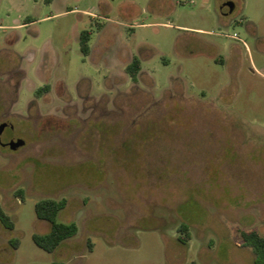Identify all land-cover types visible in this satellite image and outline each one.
<instances>
[{
  "label": "rangeland",
  "instance_id": "obj_1",
  "mask_svg": "<svg viewBox=\"0 0 264 264\" xmlns=\"http://www.w3.org/2000/svg\"><path fill=\"white\" fill-rule=\"evenodd\" d=\"M4 123L25 144H0V264H256L264 0H0ZM44 197L79 225L54 252L33 238Z\"/></svg>",
  "mask_w": 264,
  "mask_h": 264
},
{
  "label": "trees",
  "instance_id": "obj_2",
  "mask_svg": "<svg viewBox=\"0 0 264 264\" xmlns=\"http://www.w3.org/2000/svg\"><path fill=\"white\" fill-rule=\"evenodd\" d=\"M92 31L85 29L80 35L81 50L85 55L91 53L90 40ZM142 69V61L138 55H135L131 62L127 65L126 71L134 81H138L139 73ZM50 90V84H45L36 90V94L41 96ZM22 192V191H21ZM22 194V193H21ZM23 196V194H22ZM67 199H55L52 197H44L35 204L37 216L40 219L47 220L51 223V229L45 234H34L33 238L38 246L48 252H54L64 240L75 236L79 231V225L75 221L62 222L57 219L58 214L66 207ZM0 222L8 229H14L16 223L12 216L6 212L0 202ZM179 230L184 233L179 239L185 243L190 235L189 226L182 223ZM243 243L251 247L255 253V263L264 264V235L257 229H244L241 231ZM18 247V240L14 244ZM91 245V244H90ZM52 264H69L66 261L56 260Z\"/></svg>",
  "mask_w": 264,
  "mask_h": 264
},
{
  "label": "water",
  "instance_id": "obj_3",
  "mask_svg": "<svg viewBox=\"0 0 264 264\" xmlns=\"http://www.w3.org/2000/svg\"><path fill=\"white\" fill-rule=\"evenodd\" d=\"M227 5H229L231 8H233V6H234L233 2H227ZM4 128H5V125L0 126V141H1V138H2V133L4 131ZM24 144H25V140L22 139V138H18L16 140L13 139L10 142V146L14 150L18 149L20 146H22Z\"/></svg>",
  "mask_w": 264,
  "mask_h": 264
},
{
  "label": "flooded vegetation",
  "instance_id": "obj_4",
  "mask_svg": "<svg viewBox=\"0 0 264 264\" xmlns=\"http://www.w3.org/2000/svg\"><path fill=\"white\" fill-rule=\"evenodd\" d=\"M226 5H227V3H226ZM227 6H229V5H227ZM229 7H230V6H229ZM2 125H5V128H4L3 133L5 132V130H6L7 128H11V129L14 128V125H13V124H10V123H4V124H2ZM2 125H1V126H2ZM3 133H2V135H3ZM13 139L16 140V139H18V138H11L9 141H3L2 138H1L0 144H1L3 147H10V148H11V146H10V142H11Z\"/></svg>",
  "mask_w": 264,
  "mask_h": 264
},
{
  "label": "crops",
  "instance_id": "obj_5",
  "mask_svg": "<svg viewBox=\"0 0 264 264\" xmlns=\"http://www.w3.org/2000/svg\"><path fill=\"white\" fill-rule=\"evenodd\" d=\"M180 27H186V26H184V25H179ZM199 30H201V29H199Z\"/></svg>",
  "mask_w": 264,
  "mask_h": 264
}]
</instances>
